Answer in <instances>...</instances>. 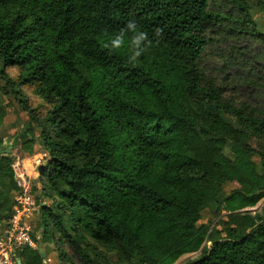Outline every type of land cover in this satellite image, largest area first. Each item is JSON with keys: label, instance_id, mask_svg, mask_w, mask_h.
Here are the masks:
<instances>
[{"label": "trees", "instance_id": "16d2710c", "mask_svg": "<svg viewBox=\"0 0 264 264\" xmlns=\"http://www.w3.org/2000/svg\"><path fill=\"white\" fill-rule=\"evenodd\" d=\"M264 0H0L2 98L45 161L34 232L59 264H264ZM135 20L133 67L103 44ZM222 55L206 69L209 51ZM39 101L30 104L24 91ZM35 132L38 134L35 136ZM228 147L230 156L225 154ZM0 150L4 151L0 136ZM0 155V223L18 192ZM223 213L218 227L200 224ZM25 264H42L37 250Z\"/></svg>", "mask_w": 264, "mask_h": 264}, {"label": "rangeland", "instance_id": "374dc122", "mask_svg": "<svg viewBox=\"0 0 264 264\" xmlns=\"http://www.w3.org/2000/svg\"><path fill=\"white\" fill-rule=\"evenodd\" d=\"M253 17L257 24L262 28L264 27V11H255L253 12ZM209 51L215 55H213L212 58L209 57L208 60L205 62V67L208 70L213 69L214 61L215 59L219 58L222 55V49L218 48L217 44L211 45L209 47ZM26 97L28 98V101L30 104H35L39 100L34 97V95L28 91H24ZM3 105L6 106L5 113L6 116L2 122V125L0 127V136L3 139V145L5 150H9L12 153V156L14 157V162L12 164L13 166L18 168H25L26 177L30 182V189L32 188L33 184L36 183L37 177L34 170V166L36 164L35 159H39L41 161V166L44 164V161L46 159L45 152L37 142L35 146L32 149V152L30 154H27L21 150L20 145V139L19 136L21 133L26 129L28 126V118L27 115L21 110V108L18 106L16 101L7 100L5 98H2ZM38 134V132H35V136ZM225 154L227 156H230V152L228 147H226ZM38 174V173H37ZM15 177V176H14ZM254 214L263 216L264 215V199H262L253 209H250ZM38 214V212H37ZM33 220V219H32ZM225 220L223 217V213H221L219 216H214V213H204L200 224H206L209 221H211V227H218V229L221 228V225L219 223L221 221ZM32 227L34 229L35 223L32 222ZM46 256H45V264H59L57 261V252L49 247V250L46 249ZM199 256V253L190 254L181 257L175 264H185L187 261H191L196 259Z\"/></svg>", "mask_w": 264, "mask_h": 264}, {"label": "built area", "instance_id": "2783aa9c", "mask_svg": "<svg viewBox=\"0 0 264 264\" xmlns=\"http://www.w3.org/2000/svg\"><path fill=\"white\" fill-rule=\"evenodd\" d=\"M35 172L41 161L35 159ZM14 179L18 192L13 199L12 213L6 221L0 223V264H25L23 251L37 250L40 236L34 232L32 219L38 212L34 195L31 193L30 182L25 168L13 166ZM35 174L38 177V174Z\"/></svg>", "mask_w": 264, "mask_h": 264}, {"label": "clouds", "instance_id": "9594fccd", "mask_svg": "<svg viewBox=\"0 0 264 264\" xmlns=\"http://www.w3.org/2000/svg\"><path fill=\"white\" fill-rule=\"evenodd\" d=\"M163 29L156 28L150 37L147 31L140 28L133 19L128 21L117 33L111 35L103 44V49L109 54H118L121 49H127V63L136 66L139 59L155 44L160 43Z\"/></svg>", "mask_w": 264, "mask_h": 264}, {"label": "water", "instance_id": "95a60500", "mask_svg": "<svg viewBox=\"0 0 264 264\" xmlns=\"http://www.w3.org/2000/svg\"><path fill=\"white\" fill-rule=\"evenodd\" d=\"M9 152V150H4V151H1L0 150V155L2 154H7ZM41 259H42V264H45V252H44V248H43V244L41 242V239H39V242H38V249H37Z\"/></svg>", "mask_w": 264, "mask_h": 264}]
</instances>
